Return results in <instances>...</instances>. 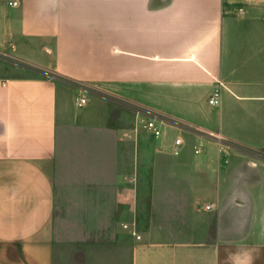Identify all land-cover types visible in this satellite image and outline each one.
Here are the masks:
<instances>
[{
  "label": "crops",
  "instance_id": "1",
  "mask_svg": "<svg viewBox=\"0 0 264 264\" xmlns=\"http://www.w3.org/2000/svg\"><path fill=\"white\" fill-rule=\"evenodd\" d=\"M263 17L0 0V264H264V157L239 150L264 151Z\"/></svg>",
  "mask_w": 264,
  "mask_h": 264
},
{
  "label": "built area",
  "instance_id": "2",
  "mask_svg": "<svg viewBox=\"0 0 264 264\" xmlns=\"http://www.w3.org/2000/svg\"><path fill=\"white\" fill-rule=\"evenodd\" d=\"M219 91H216L212 97L209 99V102L211 104H218L219 103ZM86 102V97L81 96L76 100L77 105H83ZM143 119V118H141ZM163 121V120H162ZM179 122V121H178ZM182 127L185 129L191 130L198 134L202 138H207V139H212L216 143L219 144L220 150L221 151H226L228 147H230L226 141V138L224 137L223 134L217 131H213L204 127L196 126L190 123H184V122H179ZM146 128L156 137H159L163 134V128L161 125L158 123V120L155 117L148 118L145 121ZM183 144V138L181 136L176 137L175 139V149L178 150V148L181 147ZM203 149V143L200 142L195 146V153H201ZM207 208H211V204H206ZM127 227V225H125ZM140 236L137 235V238Z\"/></svg>",
  "mask_w": 264,
  "mask_h": 264
},
{
  "label": "rangeland",
  "instance_id": "3",
  "mask_svg": "<svg viewBox=\"0 0 264 264\" xmlns=\"http://www.w3.org/2000/svg\"><path fill=\"white\" fill-rule=\"evenodd\" d=\"M264 19V17H263ZM240 149V153H242L243 155L250 157V156H254V155H260L264 157V151L263 150H250L247 148H243V147H239ZM225 152V151H224Z\"/></svg>",
  "mask_w": 264,
  "mask_h": 264
}]
</instances>
